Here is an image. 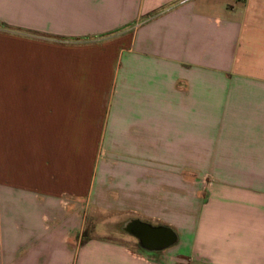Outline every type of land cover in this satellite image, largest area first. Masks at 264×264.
Here are the masks:
<instances>
[{
  "label": "crops",
  "instance_id": "crops-1",
  "mask_svg": "<svg viewBox=\"0 0 264 264\" xmlns=\"http://www.w3.org/2000/svg\"><path fill=\"white\" fill-rule=\"evenodd\" d=\"M0 264H264V0H0Z\"/></svg>",
  "mask_w": 264,
  "mask_h": 264
},
{
  "label": "water",
  "instance_id": "water-1",
  "mask_svg": "<svg viewBox=\"0 0 264 264\" xmlns=\"http://www.w3.org/2000/svg\"><path fill=\"white\" fill-rule=\"evenodd\" d=\"M126 230L150 249L166 248L176 241V236L170 229L153 228L136 220L128 223Z\"/></svg>",
  "mask_w": 264,
  "mask_h": 264
},
{
  "label": "rangeland",
  "instance_id": "rangeland-1",
  "mask_svg": "<svg viewBox=\"0 0 264 264\" xmlns=\"http://www.w3.org/2000/svg\"><path fill=\"white\" fill-rule=\"evenodd\" d=\"M122 226H123V225H122ZM122 226H120V227L118 228L119 236L124 237V238H130V237H128V236L125 234V232H124ZM137 246H138V245H137Z\"/></svg>",
  "mask_w": 264,
  "mask_h": 264
},
{
  "label": "flooded vegetation",
  "instance_id": "flooded-vegetation-1",
  "mask_svg": "<svg viewBox=\"0 0 264 264\" xmlns=\"http://www.w3.org/2000/svg\"><path fill=\"white\" fill-rule=\"evenodd\" d=\"M142 243V242H141ZM142 245L144 246V244L142 243ZM146 247V246H145Z\"/></svg>",
  "mask_w": 264,
  "mask_h": 264
}]
</instances>
